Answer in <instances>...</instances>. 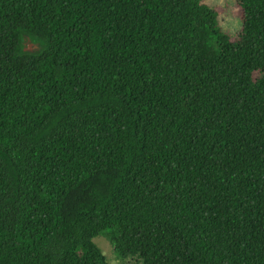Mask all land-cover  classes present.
<instances>
[{
  "label": "trees",
  "instance_id": "16d2710c",
  "mask_svg": "<svg viewBox=\"0 0 264 264\" xmlns=\"http://www.w3.org/2000/svg\"><path fill=\"white\" fill-rule=\"evenodd\" d=\"M235 5L231 36L203 0H0V264H264V0Z\"/></svg>",
  "mask_w": 264,
  "mask_h": 264
},
{
  "label": "rangeland",
  "instance_id": "374dc122",
  "mask_svg": "<svg viewBox=\"0 0 264 264\" xmlns=\"http://www.w3.org/2000/svg\"><path fill=\"white\" fill-rule=\"evenodd\" d=\"M203 3L211 8L216 7L219 9V16L217 20L222 32L231 36L240 32L241 23L238 16V9L235 5V0H203ZM23 40H27L26 36L23 37ZM26 43V49H28V47H32L31 44L33 42L26 41ZM93 243L100 250L108 264H142L136 257L122 259L117 256L114 253L112 246L103 236L94 238Z\"/></svg>",
  "mask_w": 264,
  "mask_h": 264
},
{
  "label": "flooded vegetation",
  "instance_id": "af4514ba",
  "mask_svg": "<svg viewBox=\"0 0 264 264\" xmlns=\"http://www.w3.org/2000/svg\"><path fill=\"white\" fill-rule=\"evenodd\" d=\"M26 39H27L26 41H30L28 38H26ZM26 41L23 40V49H26V47H27ZM32 44H36V43H32ZM37 48L39 49V47H37ZM37 48L28 47V49H26V52H30V53L36 52L38 50Z\"/></svg>",
  "mask_w": 264,
  "mask_h": 264
},
{
  "label": "water",
  "instance_id": "95a60500",
  "mask_svg": "<svg viewBox=\"0 0 264 264\" xmlns=\"http://www.w3.org/2000/svg\"><path fill=\"white\" fill-rule=\"evenodd\" d=\"M31 46H32V48H37L38 47V45H36V44H31ZM31 48V47H30ZM38 49V48H37ZM24 51H26V49H23Z\"/></svg>",
  "mask_w": 264,
  "mask_h": 264
}]
</instances>
